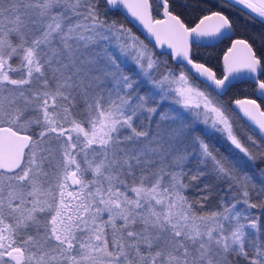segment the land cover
Returning <instances> with one entry per match:
<instances>
[{
    "label": "snow or ice",
    "instance_id": "snow-or-ice-1",
    "mask_svg": "<svg viewBox=\"0 0 264 264\" xmlns=\"http://www.w3.org/2000/svg\"><path fill=\"white\" fill-rule=\"evenodd\" d=\"M178 3L0 0V264H264V143L220 99L245 69L264 101V51L199 3L208 14L188 26ZM217 6L264 18V0ZM124 10L153 48L109 19ZM193 36L231 41L223 78ZM257 99L231 103L264 133Z\"/></svg>",
    "mask_w": 264,
    "mask_h": 264
},
{
    "label": "trees",
    "instance_id": "trees-1",
    "mask_svg": "<svg viewBox=\"0 0 264 264\" xmlns=\"http://www.w3.org/2000/svg\"><path fill=\"white\" fill-rule=\"evenodd\" d=\"M184 0H179V3L174 7L175 11H178L182 18L186 21L188 26H192L201 16L204 14H207V12H201L199 8H194L191 5H194L196 3H199L201 7H211L212 10H220L224 12L225 14L229 15L230 18L235 23V35H233L231 38H246L249 39V41L254 45L256 51L258 53L264 51V45H261L260 41L258 39H253L254 36H258L260 33H264V24L260 22V19L253 20L252 16H249V12L244 10L241 11L240 9L242 7H237L235 9H231L229 7L219 8L217 6V0H188L189 7L183 8L180 6ZM155 18L159 17L160 15H155ZM109 19H114L122 23L126 28L131 29L132 33H134L136 36L142 40L141 36L138 34V32L135 30V28L129 23V21L125 18V16L120 11L115 12H109L108 13ZM143 41V40H142ZM230 40H220L216 44L212 46H199V45H191V48L194 52L198 53L197 59L200 62H206V64L210 67H212L219 75H221L220 71V59L221 55L223 54L224 50L228 47ZM114 43V41H113ZM145 43V42H144ZM115 44V43H114ZM146 44V43H145ZM148 45V44H147ZM149 48H153L152 46L148 45ZM156 53V56L161 60H168L169 66L172 68L179 69V65L173 64L170 60V57L167 54L159 53L155 49H153ZM124 71L126 74H131L132 68L131 67H124ZM261 79H264V76L261 77ZM199 83V81H197ZM201 88H205L206 86L201 84ZM254 85L248 81H238L235 83H232L230 87H228L224 91V95L220 97L222 101L230 102L238 97H249L254 98L255 95H253ZM258 104L262 106V103L259 99H257ZM170 102L164 103L163 108H161V111L165 110V107L168 106ZM233 118L235 119L236 125L238 127V130L241 132L242 135H245L247 137H251L252 139L256 140L258 143H262L255 133L233 112L232 113ZM217 146L220 147L221 151H224V148L221 147L222 141L217 140ZM195 164V161L192 165H189L190 168L193 169V165ZM261 165H257L256 168ZM257 181H259V177H257ZM194 184H197V182H193ZM211 183V181L207 178L202 179L198 182V186H194L191 190L187 192V195L192 198H197L200 195H207V193H202L199 191L200 188H202L205 184ZM219 187H224V185H219ZM215 191V190H214ZM212 204L216 203V200L211 201Z\"/></svg>",
    "mask_w": 264,
    "mask_h": 264
},
{
    "label": "water",
    "instance_id": "water-1",
    "mask_svg": "<svg viewBox=\"0 0 264 264\" xmlns=\"http://www.w3.org/2000/svg\"><path fill=\"white\" fill-rule=\"evenodd\" d=\"M240 7H243V6H240ZM246 11L250 12V10H246ZM125 12H126V10H124L121 13L125 16ZM204 15H206V14H204ZM252 15L256 16L257 14L253 13ZM125 18H126V16H125ZM162 18H163L162 15H160L159 17H157V19H162ZM126 19L128 21H129V19H131L130 14H128V17ZM259 19L261 20V19H264V18H259ZM198 22H199V19L195 23H198ZM195 23L191 27H194L195 26ZM212 23L213 22H211V21L207 22L206 23V27H209L210 28ZM130 24L135 28V30L141 36L142 40L146 44H148V45H150V46L153 47V45L155 44V37L154 36L151 37V41H149L148 39H146L145 38V34H146V31L147 30L145 29V30L141 31L142 26H138L139 25V22L138 21H136L135 23H130ZM232 39H236V38H232ZM220 40L221 39H216V38H213V37H195V36H193V37L190 38V46L193 45V44L194 45H199V46H210V45L216 44ZM230 46H231V41L229 42L228 47H230ZM227 48L224 50L223 54L221 55V59H220V69H221V72H222V75L220 76V78H223V73H224V59H223V57H224V53L227 51ZM154 49L157 52H159V53H164V54H167V55L170 52V49H168V46L167 45H163L162 47L156 46ZM232 55L233 56H239L240 53L237 52V53H233ZM170 60H171V58H170ZM232 75L234 76V79H231L230 80V82H229L230 84H232L234 82H237V81H242V80L251 82L248 79L249 73L245 69H242V70H240L237 73H233ZM252 84H254V83H252ZM255 88H256V85H255ZM255 97L257 98L256 95H255ZM245 98H247V99H254V98H249V97H238V98H235V99H245ZM235 99H233L232 101H234ZM231 102H230V107L232 109H235V112L234 113L238 112L239 114L237 116L255 133V135L257 136V138L262 143H264V140L261 139V136L264 135V133H261V131L259 129V125L256 124L255 121L251 120V118H249L248 116H245L244 113L242 111H240L239 108L237 106H235L234 104H232ZM260 110L261 111H264V101H262V106H261V109ZM255 115H256L257 120H264V117L259 116V113H255ZM260 167H264V165H261L258 168H260Z\"/></svg>",
    "mask_w": 264,
    "mask_h": 264
},
{
    "label": "rangeland",
    "instance_id": "rangeland-1",
    "mask_svg": "<svg viewBox=\"0 0 264 264\" xmlns=\"http://www.w3.org/2000/svg\"><path fill=\"white\" fill-rule=\"evenodd\" d=\"M114 43H117L116 41H114ZM178 70V69H177ZM173 87L174 88H176V87H180V85H173ZM169 102L171 103V98H169ZM195 103H196V98H195V96H193V98H192V105H190V106H194L195 105ZM169 108V105L168 106H166L165 107V110H167ZM164 110V111H165Z\"/></svg>",
    "mask_w": 264,
    "mask_h": 264
},
{
    "label": "flooded vegetation",
    "instance_id": "flooded-vegetation-1",
    "mask_svg": "<svg viewBox=\"0 0 264 264\" xmlns=\"http://www.w3.org/2000/svg\"><path fill=\"white\" fill-rule=\"evenodd\" d=\"M210 46H212V45H210ZM220 71H221V69H220ZM221 75H222V72H221ZM220 75V76H221ZM242 81H244V80H242ZM238 82V81H237ZM249 82V81H248ZM235 83V82H234ZM251 83V82H250ZM254 85V84H253ZM255 86V85H254ZM255 88V87H254ZM260 100V99H259ZM261 101V100H260ZM261 103H262V101H261Z\"/></svg>",
    "mask_w": 264,
    "mask_h": 264
},
{
    "label": "bare ground",
    "instance_id": "bare-ground-1",
    "mask_svg": "<svg viewBox=\"0 0 264 264\" xmlns=\"http://www.w3.org/2000/svg\"><path fill=\"white\" fill-rule=\"evenodd\" d=\"M164 54V53H163Z\"/></svg>",
    "mask_w": 264,
    "mask_h": 264
}]
</instances>
